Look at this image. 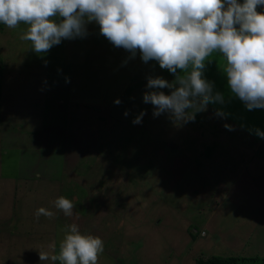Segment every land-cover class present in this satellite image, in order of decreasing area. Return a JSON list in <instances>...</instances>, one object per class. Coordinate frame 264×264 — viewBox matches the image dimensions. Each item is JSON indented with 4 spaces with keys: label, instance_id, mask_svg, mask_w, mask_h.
I'll return each mask as SVG.
<instances>
[{
    "label": "rangeland",
    "instance_id": "1",
    "mask_svg": "<svg viewBox=\"0 0 264 264\" xmlns=\"http://www.w3.org/2000/svg\"><path fill=\"white\" fill-rule=\"evenodd\" d=\"M26 28L0 24V226L11 227L0 228V264H61L51 256L71 223L104 241L98 264H197L231 255L264 264V139L249 131L264 130V109L249 111L233 97L227 119L209 105L197 113L200 128L195 120L178 126L142 102L147 75L174 78L155 61L126 59L95 24L87 37L41 56L20 38ZM209 59L206 76L228 99L224 58L214 52ZM141 109L142 123L133 124ZM31 184L35 192L26 193ZM67 187L71 217L54 206ZM40 207L55 215L37 218Z\"/></svg>",
    "mask_w": 264,
    "mask_h": 264
},
{
    "label": "clouds",
    "instance_id": "2",
    "mask_svg": "<svg viewBox=\"0 0 264 264\" xmlns=\"http://www.w3.org/2000/svg\"><path fill=\"white\" fill-rule=\"evenodd\" d=\"M21 23L27 28L20 38L30 41L32 51L41 56L63 40L87 37L88 25L95 24L114 47L129 54L126 59L139 54L145 64L155 61L174 79L147 75L142 102L153 106V117L166 114L178 126L194 121L209 105H219L214 115L227 119L231 113L224 106L233 97L249 111L264 109V0H0V24L15 28ZM214 52L225 61L228 99L206 76ZM145 114L141 109L131 122L142 123ZM224 127L232 130L230 124ZM249 131L264 139L259 127ZM54 206L66 217L74 215L73 201L63 195ZM40 215L55 213L40 207L37 218ZM103 252L101 237L71 223L58 256L51 259L98 264ZM48 259V253L40 254L41 261Z\"/></svg>",
    "mask_w": 264,
    "mask_h": 264
},
{
    "label": "trees",
    "instance_id": "3",
    "mask_svg": "<svg viewBox=\"0 0 264 264\" xmlns=\"http://www.w3.org/2000/svg\"><path fill=\"white\" fill-rule=\"evenodd\" d=\"M147 65H148V63H147ZM0 73H1V68H0ZM170 78H172V77H170ZM172 79H174V78H172ZM171 79V80H172ZM2 87H1V82H0V102L2 101V97H1V92H2V89H1ZM6 94H7V92H6ZM6 96H4V98H5ZM85 107H87V108H90L91 106H85ZM93 107V106H92ZM94 108V107H93ZM97 109H101L99 106L97 107ZM197 117H196V119H195V121H196V123H199V124H197V128H200L204 123L201 121V118L202 117H200L199 116V114H197L196 115ZM99 117L101 118L102 116L101 115H99ZM117 121H119V120H117ZM113 126L115 127V124H114V121H113V124H111V126H110V128H113ZM214 126H216V125H214ZM102 130V129H101ZM99 131V130H98ZM98 131L97 132H90V135H92V142H96V141H100V137L98 136ZM142 132V131H141ZM182 132H183V130L181 131V135H180V137H178V139H179V142L181 143V145L183 144L184 145V143L185 142H183V140L184 139H182L181 138V136H182ZM199 132H200V130H199ZM106 133V132H105ZM142 133H144V132H142ZM188 136V135H187ZM186 137V136H185ZM184 137V138H185ZM172 140H174V138L172 139ZM103 141H104V139H103ZM173 145H175V143H174V141H172L171 142ZM206 156H208V154H206V153H204ZM167 154L165 153V154H163V157L165 158V159H168L167 158V156H166ZM99 167V166H98ZM97 168V167H96ZM105 173H107L106 172V170H105ZM100 173H96V175H99ZM34 175V174H33ZM95 175V176H96ZM37 176H39L40 177V175H37ZM37 176H33L32 178L34 179V180H36V181H38L39 179H37ZM35 177H36V179H35ZM18 180H20V177L17 179L15 176H14V179L12 180V183H13V181H15L16 182V188H18ZM33 180V181H34ZM103 180H102V178H98V182L99 183H101ZM15 182H14V185H15ZM64 185H68V184H66V182H65V184ZM21 186V189H20V191H24V186L21 184L20 185ZM25 189H26V193H29L31 190H34L35 189V187H33V184H31V185H29V186H27V187H25ZM62 191V195H64V196H66L67 198H69L70 197V193L68 192L69 190H68V187L67 188H63V190H61ZM34 192H35V190H34ZM11 221V220H10ZM7 223H8V221H7ZM15 228H16V226L18 225H21V224H17L16 223V221L15 220H13L12 219V221L10 222ZM9 223V224H10ZM7 226V225H6ZM6 226H2L5 230H9L10 231V226L8 225L7 227ZM1 226H0V228H2ZM6 227V228H5ZM20 230V229H19ZM2 234L3 235H5V232H3L2 231ZM5 236H9V235H5ZM255 257V256H254ZM249 258H253V256H250V257H248V258H245V259H249ZM255 259H257V258H255ZM202 262H204V261H202ZM242 262H244V260L242 261V259L239 257V256H237V255H231V256H228V257H221V256H219V257H216V256H211L210 258H208L207 260H205V262L204 263H200V261H198L197 262V264H242ZM247 262H245L244 264H246Z\"/></svg>",
    "mask_w": 264,
    "mask_h": 264
},
{
    "label": "crops",
    "instance_id": "4",
    "mask_svg": "<svg viewBox=\"0 0 264 264\" xmlns=\"http://www.w3.org/2000/svg\"><path fill=\"white\" fill-rule=\"evenodd\" d=\"M220 60L222 61V58H220ZM212 78H213V77H212ZM218 119L220 120L221 118H218ZM221 120H222V119H221ZM215 194L218 195V190H217L216 192H214V195H215ZM220 194H221L222 196L220 197L219 200L217 199V200L215 201V203H214L216 209H218V207L221 206V202H222V200H223V194H225V193H223V194L220 193ZM212 211H213V210H212ZM215 225L217 226V223H216V222H215ZM205 229H206V228H205ZM246 242H247V241H246ZM246 242H245V243H246ZM245 243H244V244H245Z\"/></svg>",
    "mask_w": 264,
    "mask_h": 264
}]
</instances>
